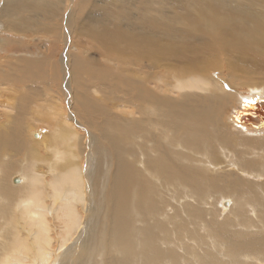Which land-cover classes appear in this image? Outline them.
<instances>
[{
	"label": "bare ground",
	"instance_id": "bare-ground-1",
	"mask_svg": "<svg viewBox=\"0 0 264 264\" xmlns=\"http://www.w3.org/2000/svg\"><path fill=\"white\" fill-rule=\"evenodd\" d=\"M0 264H264V0H0Z\"/></svg>",
	"mask_w": 264,
	"mask_h": 264
},
{
	"label": "rangeland",
	"instance_id": "rangeland-1",
	"mask_svg": "<svg viewBox=\"0 0 264 264\" xmlns=\"http://www.w3.org/2000/svg\"><path fill=\"white\" fill-rule=\"evenodd\" d=\"M92 53L93 52H91L90 54H89V56H88V58H90L91 56H93L92 55ZM52 95V94H51ZM30 127H32L30 124H28V125H26L25 126V128H24V130H25V135H28V134H30V132L32 131L31 129H33V130H36L37 128H39V127H44L45 128V126H43V125H41V124H39L37 127L35 126H33V128H30ZM47 129V128H46ZM45 129V130H46ZM48 131V130H47ZM48 133H50V132H48ZM80 136L82 137L83 135H82V133L80 134Z\"/></svg>",
	"mask_w": 264,
	"mask_h": 264
},
{
	"label": "water",
	"instance_id": "water-1",
	"mask_svg": "<svg viewBox=\"0 0 264 264\" xmlns=\"http://www.w3.org/2000/svg\"><path fill=\"white\" fill-rule=\"evenodd\" d=\"M13 181H14V183H20L21 182V180L19 179V177H14L13 178Z\"/></svg>",
	"mask_w": 264,
	"mask_h": 264
}]
</instances>
